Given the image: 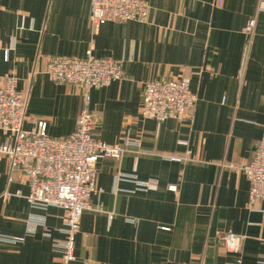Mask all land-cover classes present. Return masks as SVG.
<instances>
[{
	"label": "crops",
	"instance_id": "0c3cea01",
	"mask_svg": "<svg viewBox=\"0 0 264 264\" xmlns=\"http://www.w3.org/2000/svg\"><path fill=\"white\" fill-rule=\"evenodd\" d=\"M145 1V22L109 21L94 29L91 0H0V86L15 75L27 92L24 129L45 121L57 138L76 129L82 90L49 78L51 57L92 52L123 62V78L91 90L90 111L94 137L126 151L118 159L99 158V192L83 213L71 264H237L226 233L246 236L242 264H264V199L250 200L241 169L264 136V0ZM252 17L256 31L243 64ZM168 78L189 81L197 96L192 116L144 117V84ZM14 141L0 130V143ZM120 172L157 183L132 192L135 183L117 180ZM9 175L2 155L0 264H59L53 244L63 237L64 210L42 212L51 237L42 229L29 232L27 220L36 211L24 197L29 186L19 177L10 183ZM6 190L14 194L10 199Z\"/></svg>",
	"mask_w": 264,
	"mask_h": 264
},
{
	"label": "built area",
	"instance_id": "2783aa9c",
	"mask_svg": "<svg viewBox=\"0 0 264 264\" xmlns=\"http://www.w3.org/2000/svg\"><path fill=\"white\" fill-rule=\"evenodd\" d=\"M221 4L222 0H219ZM148 15L149 5L145 0H91L90 21L94 29L109 21L145 22ZM256 24V17H252L245 27L248 40L243 64L250 52ZM45 73L54 82L81 88L83 107L75 131L68 137H52L47 132L45 121H39L31 130L24 129L28 94L18 89V78L10 75L0 86V130L14 136L15 141L0 143V158L2 155L9 158L10 183L19 177L26 179L29 186V192L24 197L36 210L27 220L29 232L36 233L42 229L45 236L51 237L48 217L42 212L52 206L64 210L63 226L60 228L63 237L54 240L53 246L61 254L59 264H71L76 258L75 241L83 213L91 208L92 195L99 192L96 186L99 158L108 156L118 159L126 151L125 146L110 145L94 137L95 119L90 111L91 90L120 80L124 76V68L120 59L97 57L88 52L83 57H51ZM196 101L197 96L187 79H153L143 86L142 114L160 122L171 118L186 120L192 116ZM224 102L225 98L222 100ZM241 169L250 182V200L264 199V136L256 142L252 161L243 164ZM124 178L135 183L132 192L147 191L157 183L154 178L140 179L135 174L120 172L117 175V180ZM168 189L178 191L177 185H170ZM13 195L8 190L3 193L5 199ZM110 217H113L112 214ZM245 237L236 233L223 236L227 251L237 254V264H242ZM1 239L14 243L22 241V238L14 236H1Z\"/></svg>",
	"mask_w": 264,
	"mask_h": 264
}]
</instances>
